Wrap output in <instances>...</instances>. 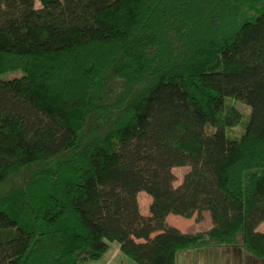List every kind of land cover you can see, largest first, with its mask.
I'll return each instance as SVG.
<instances>
[{
	"label": "trees",
	"instance_id": "1",
	"mask_svg": "<svg viewBox=\"0 0 264 264\" xmlns=\"http://www.w3.org/2000/svg\"><path fill=\"white\" fill-rule=\"evenodd\" d=\"M263 5L0 0V264H86L112 242L137 264L210 245L264 264V12L242 22ZM227 98L252 109L235 139ZM205 212L201 232L167 220Z\"/></svg>",
	"mask_w": 264,
	"mask_h": 264
},
{
	"label": "rangeland",
	"instance_id": "2",
	"mask_svg": "<svg viewBox=\"0 0 264 264\" xmlns=\"http://www.w3.org/2000/svg\"><path fill=\"white\" fill-rule=\"evenodd\" d=\"M36 6L38 8L41 7L39 2L36 3ZM263 12H264V5L261 6L258 10H253V11L246 13L242 18V22L254 21ZM22 75H23L22 71H14V72L4 74L2 76V78L3 79H13L16 77H21ZM226 106L227 107H235L242 114L241 122L237 126L229 128L226 132L227 135L229 136V138H231V139L239 138L245 132L246 126L250 122L252 109L250 106H248V105H246L240 101H237L233 98H227L226 99ZM100 123H101V121L98 118H94L91 122V129L97 130L98 126H100L99 125ZM214 130L215 129L212 126H210V125L207 126V133L210 134ZM189 170H190V167L174 168L173 172L176 176L175 186H179L182 183L185 174ZM140 203H141V206L143 207L142 213L150 215V212L148 210V203L145 200H141ZM207 214L209 216V219L207 217L205 218V215H203V220L197 221L196 224L194 223V221H192L190 219L183 218L182 216L175 215V214L170 215L169 221L171 224H174L177 228L181 229V231H183V232H197V231H200V229H202L200 227H204L203 229H206L211 224V216H210L209 212H207ZM261 229H264V227H261ZM206 248H208V247H202V249L198 248L199 250H205L204 253H202L201 251H199L200 254L195 253L193 255V257H194L193 259H191V257L189 259L187 258L188 261L192 260L193 262H195L194 264H241V260H240L241 256H236L235 254L221 253V251H207ZM196 250L197 249H195L194 251H191V252H196ZM243 250L245 252H247L245 249H243ZM185 252H187V251H185ZM185 252L183 254H191V253H185ZM196 254H199V255H196ZM248 254L250 255V258H251V261L249 262V264H255V262H256V264H260L259 259H257L255 256H253L250 253H248ZM182 256H184V255H182ZM130 260H131V262H133L132 259H130ZM184 261H187V260H183V262ZM246 264H248V262H246Z\"/></svg>",
	"mask_w": 264,
	"mask_h": 264
},
{
	"label": "crops",
	"instance_id": "3",
	"mask_svg": "<svg viewBox=\"0 0 264 264\" xmlns=\"http://www.w3.org/2000/svg\"><path fill=\"white\" fill-rule=\"evenodd\" d=\"M138 200H139V203L141 202V200H145L148 203V210H149L150 204H151V201H152L151 196H149L145 192H140L138 194ZM140 207H141V210H143L142 209L143 207L141 206V203H140ZM144 215L145 216H149L147 214H144ZM204 215H205V218L207 217L209 219V216H208L207 212H205ZM195 217H196V215L194 217H192V218H189V219L194 221V223L196 224V222H197L196 218L197 217L196 218ZM169 219H170V215L167 218L168 223L170 225H172V226H175L174 224L170 223ZM211 226H212V222L209 225V227H207L206 229H203L204 227H200L202 229H200V231H197V232L208 230ZM204 247H208V248H206L207 251H221V253L235 254L236 256H241L240 257L241 258L240 259L241 260V264H246V262H248V264H249V262L251 261L250 255L247 252H245L240 247H227V246H216V245H210V246H204ZM198 248L202 249V247H198ZM198 248H194L193 250L192 249L187 250V252L184 251L185 253H191V254H183L184 252L179 253L178 256H177V264H194L195 262H193L192 260L188 261V259L190 257H191V259H193L194 258L193 255L195 253H199V251H201L202 253H204V251H205V250H199ZM195 249H197L196 252H191V251H194ZM199 254H196V255H199ZM182 255H184V256H182ZM183 260H187V261L183 262ZM134 263L137 264L134 261L131 262L130 258L127 257L122 252L121 247H120V245L117 242H112V243H110V248H109L108 252L100 260L88 262L86 264H134ZM255 264H256V262H255Z\"/></svg>",
	"mask_w": 264,
	"mask_h": 264
}]
</instances>
